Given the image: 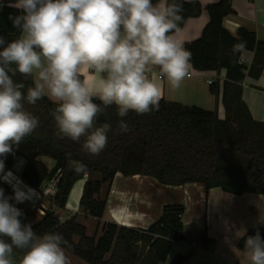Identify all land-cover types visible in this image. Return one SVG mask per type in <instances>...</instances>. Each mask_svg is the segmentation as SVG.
<instances>
[{"label": "trees", "instance_id": "16d2710c", "mask_svg": "<svg viewBox=\"0 0 264 264\" xmlns=\"http://www.w3.org/2000/svg\"><path fill=\"white\" fill-rule=\"evenodd\" d=\"M8 2L15 0H4V4ZM175 2L183 6L180 29L187 19L196 18L202 12L198 1ZM204 10L208 23L200 37L184 47L191 53L189 63L192 69L224 71L220 96L225 111L223 119L216 111L163 99L158 110L144 115L130 111L127 116L119 117L113 105L105 108L97 118V126L108 123L111 129L107 134V147L94 156L83 151V138L80 143L58 138L52 115L56 104L45 96L35 105L25 102V109L38 118L39 126L19 147H14V154L7 155L5 168L11 169L16 159L22 157L25 163L20 179L41 194L45 185L55 178V190L49 197L52 204L61 210L65 208L75 181L85 178L79 208L97 219L102 218L106 206V199L101 198V189L111 183L116 173L150 176L167 185L200 183L207 189L219 187L234 195H264V122L252 118L242 101L240 87L246 76H252L251 71L256 66L258 74L264 70V40H257L254 33L245 29H239L237 37H233L223 28V18L233 13L231 0L208 4ZM21 14L22 10L0 6V36L6 42L19 34L9 16ZM244 51L254 52L252 65L246 71L238 62ZM12 79L15 83L24 84L21 91L25 95L27 88L34 86L31 77L19 73ZM210 92L219 98L216 85L210 86ZM121 120L127 123L128 132L120 131ZM40 157L53 162L49 170L39 160ZM70 160L82 162L86 170L74 171ZM0 187L6 196L13 195L1 180ZM9 202L23 211L22 223H28V214L22 203ZM183 210L181 205L163 206L159 218L146 229L103 223L98 237L87 236L84 226L74 218L61 222L52 207L45 209L31 225L37 235L58 232L64 237L67 243L63 246L69 264H159L166 259L173 242L184 240ZM257 232H264V229L247 232L240 238L239 247L244 245L248 236ZM212 243L204 230L199 246L206 249ZM14 252L18 260L20 250ZM183 260V256H176L171 264H181Z\"/></svg>", "mask_w": 264, "mask_h": 264}, {"label": "clouds", "instance_id": "9594fccd", "mask_svg": "<svg viewBox=\"0 0 264 264\" xmlns=\"http://www.w3.org/2000/svg\"><path fill=\"white\" fill-rule=\"evenodd\" d=\"M10 6L23 14L9 16L17 38L6 42L0 36V180L13 188L6 196L0 187V264H69L64 237L37 235L9 202L39 196L5 172L4 159L39 126L25 102L35 105L47 96L56 104L58 138H83V151L99 155L111 129L96 124L105 108L114 105L119 117L151 113L159 109L162 92L148 73L158 68L173 89L188 76L191 53L175 36L183 6L175 0H15ZM85 70L95 76L83 78ZM17 73L33 80L26 95L24 84L12 79ZM119 129L129 131L124 120ZM69 164L78 173L86 170L80 161ZM14 250H20L18 260ZM245 250L250 264H264L259 232L245 239Z\"/></svg>", "mask_w": 264, "mask_h": 264}, {"label": "crops", "instance_id": "0c3cea01", "mask_svg": "<svg viewBox=\"0 0 264 264\" xmlns=\"http://www.w3.org/2000/svg\"><path fill=\"white\" fill-rule=\"evenodd\" d=\"M195 1L202 7L200 16L187 19L180 31L175 33L183 46L198 39L208 23L204 7L220 0ZM13 3L4 4V0H0V6L15 8L10 6ZM231 9L233 13L222 20L223 28L231 36L237 37L238 30L245 29L254 33L257 40H264V0H231ZM253 57V51H244L239 57L245 61V71L252 65ZM251 74L240 84L242 101L254 120L264 122V70L258 74L256 66ZM148 75L160 86L164 101L216 111L220 119L224 118L225 111L220 101L224 71L200 72L190 66L188 76L178 89L171 87L158 68L154 67ZM93 76L94 73L85 70L83 78L90 79ZM209 79L213 81L211 85L217 86L218 99L210 92ZM39 160L47 170L53 164L46 157H40ZM24 163V159L18 157L11 169L5 168V172L13 173V183L17 179L22 181L19 175ZM1 182L13 191L11 184L3 180ZM84 182L85 178L75 181L63 210L52 204L50 195L45 197L34 189L39 196L22 203L23 210L28 214V223L33 224L43 215L46 207H52L61 222L74 218L86 226L87 234L88 225L94 227L89 235L98 237L103 223L113 222L126 228L146 229L159 218L163 206L181 205L184 209L181 217L184 240L173 242L166 259L159 264L168 260V264H171L176 256L184 257L181 264H250L245 243L239 247V240L249 231L264 229L262 194L234 195L219 187L207 189L200 183L167 185L150 176H123L116 173L111 183L101 189V198L106 199V206L102 218L97 219L79 208ZM23 185L27 184L23 182ZM204 230L213 241L206 249L199 246L200 235Z\"/></svg>", "mask_w": 264, "mask_h": 264}, {"label": "built area", "instance_id": "2783aa9c", "mask_svg": "<svg viewBox=\"0 0 264 264\" xmlns=\"http://www.w3.org/2000/svg\"><path fill=\"white\" fill-rule=\"evenodd\" d=\"M238 62H239L240 64H242V65L245 64V61H244L242 58H239ZM207 83H208L209 85H211V84L213 83V81H212L211 79H209V80L207 81ZM55 184H56V179H55V178L51 179V180L45 185V187L43 188V193H42V195L52 194V193L54 192V190H55Z\"/></svg>", "mask_w": 264, "mask_h": 264}, {"label": "rangeland", "instance_id": "374dc122", "mask_svg": "<svg viewBox=\"0 0 264 264\" xmlns=\"http://www.w3.org/2000/svg\"><path fill=\"white\" fill-rule=\"evenodd\" d=\"M48 161H50V159L49 158H46ZM48 195H51V194H46V195H44L45 197H47ZM48 207H46L45 209H47ZM44 209V210H45ZM60 215V214H59ZM58 216V215H57ZM59 217V216H58ZM60 218V217H59ZM81 225H83V224H81ZM84 226V228H85V233H86V226L85 225H83ZM93 230H94V227H90L89 225H88V234L86 233V235L87 236H90L89 234H91V232H93ZM169 261V260H168ZM168 261L167 262H163V264H168Z\"/></svg>", "mask_w": 264, "mask_h": 264}, {"label": "water", "instance_id": "95a60500", "mask_svg": "<svg viewBox=\"0 0 264 264\" xmlns=\"http://www.w3.org/2000/svg\"><path fill=\"white\" fill-rule=\"evenodd\" d=\"M259 234L260 236L264 237V232H260Z\"/></svg>", "mask_w": 264, "mask_h": 264}]
</instances>
